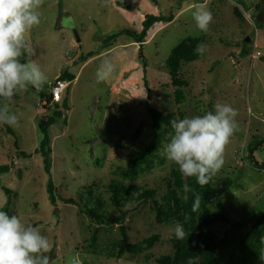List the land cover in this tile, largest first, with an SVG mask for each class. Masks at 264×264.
Wrapping results in <instances>:
<instances>
[{"label": "rangeland", "instance_id": "obj_1", "mask_svg": "<svg viewBox=\"0 0 264 264\" xmlns=\"http://www.w3.org/2000/svg\"><path fill=\"white\" fill-rule=\"evenodd\" d=\"M123 1L132 9L117 7L115 0H42L41 23L26 33L21 62L38 63L48 82L64 73L75 80L60 103L46 107L41 101L48 82L1 98L0 106L8 105L19 122L0 124V168H9L0 175V210L8 203L9 215L47 236L50 264H71L74 255L82 264H160L175 257V209L192 202L188 183H195L201 200L207 193L210 212L220 210L227 220H211L202 228L218 246L213 264H264V231L258 237L252 232L264 214V169L251 160L264 162V9L257 20L264 0ZM200 3L213 14L207 32L192 16ZM145 15L174 19L154 27L142 46L120 36L101 50L111 33L140 32ZM188 38L202 39L207 47L199 61L180 68L187 87L177 102L165 62ZM88 54L94 56L88 59ZM106 59L114 70L97 83L96 72ZM217 103L238 109L239 127L226 146L223 167L201 187L167 160L164 148L174 134L172 121L203 115ZM151 110L164 120L159 149L133 166L131 159L151 147ZM48 120L53 123L47 131L49 170L39 151V126ZM50 182L54 205L47 192ZM113 182L154 191L160 210L174 217L158 220L150 201L115 208L109 191ZM90 211L99 220L88 216ZM113 222L125 228L131 245L153 236L158 242L149 251L128 254L120 249L119 225ZM243 241L246 246L239 250Z\"/></svg>", "mask_w": 264, "mask_h": 264}, {"label": "clouds", "instance_id": "obj_2", "mask_svg": "<svg viewBox=\"0 0 264 264\" xmlns=\"http://www.w3.org/2000/svg\"><path fill=\"white\" fill-rule=\"evenodd\" d=\"M42 0H0V98H12L29 85L41 89L48 77L32 60L21 62L27 50L26 33L41 23ZM196 27L207 32L213 14L200 3L192 13ZM206 45L197 44L195 52L203 55ZM114 64L105 60L96 72L97 83L110 78ZM238 109L228 103H217L203 115L185 116L172 121L174 134L164 151L167 160L178 166L186 177H195L201 187L207 185L225 163L226 146L237 131ZM18 117L8 105L0 106V124L16 126ZM201 197L195 194L193 207ZM176 239L186 235L184 226L176 223ZM51 251L47 236L26 224L19 216L0 210V264H50L45 255ZM71 264H82L74 255Z\"/></svg>", "mask_w": 264, "mask_h": 264}, {"label": "trees", "instance_id": "obj_3", "mask_svg": "<svg viewBox=\"0 0 264 264\" xmlns=\"http://www.w3.org/2000/svg\"><path fill=\"white\" fill-rule=\"evenodd\" d=\"M155 3L154 0H150ZM116 6L127 9H132V6L127 5L123 0H115ZM174 17L169 15L167 17L162 15H145L144 19L141 22V30L140 32L124 30L119 33H111L102 41L101 50L111 48L116 40L120 36L130 37L134 43L142 46L150 37L151 31L154 27L163 24H169L173 21ZM259 25L262 22H258ZM203 43L202 39H185L180 42L170 53L169 57L166 59V66L170 70L171 76V84L176 89L175 98L177 102H180L182 99V89L187 87L185 81L180 79L179 73L180 68L184 64L197 62L201 59V55L195 52V48L197 44ZM93 54H88L87 58H92ZM61 80H66L69 83L75 80V76L64 73L60 76ZM143 83L146 91L147 81L145 72H143ZM46 98V95L43 96ZM1 104V98H0ZM151 119H152V143L151 147L146 151L142 152L137 158L131 159V164L136 166L144 161V159L153 155L159 149L160 141H161V124L164 121L160 114L156 111H150ZM52 121H42L39 129L43 135L39 151L44 158L47 164V170H49L50 160H49V138L47 131L49 127L52 125ZM8 133L12 134L11 130L7 129ZM253 154V150L250 148V155ZM251 160L255 167H259L264 169V162L262 164H256L251 157ZM9 168L7 166L0 168V175L8 173ZM193 188V189H192ZM3 192L6 195H10V190L2 187ZM109 191L111 192V202L113 206L117 209L121 207L122 204H132L137 200L139 201H150L154 206V210L156 212V217L158 220H170L174 217L175 214H171V212L164 213L158 207V204L154 200L155 192L151 190H142L139 187L131 186L125 187L121 184L111 183L109 185ZM197 191V186L195 183H188V192L191 193V203L185 204L183 206L177 207L175 212L177 213L178 221L180 224L184 226V230L186 235L183 239H176L174 241L175 248V257H165L159 261L160 264H213L214 257L216 255V251L218 249L217 243L215 240L208 234L202 232V228L207 226L209 221L217 220L227 222V220L222 215L221 211L210 212V210L206 206V202L208 203V196L206 192L202 193L203 200H200L199 204L196 207H193V202L195 200V192ZM49 200L52 205L55 204V190L53 188L52 183L50 182L47 189ZM66 204H74L73 200H63ZM6 211L9 214V206L8 203L1 209ZM88 216L99 220V216L94 212H87ZM107 224H111V222H106ZM119 225V231L121 235L120 249L122 251L127 252L128 254H137L145 251L151 250L154 245L158 242V237L153 236L147 241H144L137 245H131L129 243L128 236L126 234L125 228L121 225L120 222H113ZM264 231V214L261 216L257 225L252 228V232L256 234L258 237L261 232ZM246 246V241L240 244V249L244 250Z\"/></svg>", "mask_w": 264, "mask_h": 264}, {"label": "built area", "instance_id": "obj_4", "mask_svg": "<svg viewBox=\"0 0 264 264\" xmlns=\"http://www.w3.org/2000/svg\"><path fill=\"white\" fill-rule=\"evenodd\" d=\"M70 83L66 80L55 79L47 84L46 98L41 101V106L58 104L63 100V95L69 89ZM51 97V99H50Z\"/></svg>", "mask_w": 264, "mask_h": 264}, {"label": "water", "instance_id": "obj_5", "mask_svg": "<svg viewBox=\"0 0 264 264\" xmlns=\"http://www.w3.org/2000/svg\"><path fill=\"white\" fill-rule=\"evenodd\" d=\"M263 9H264V4H263V6H262V8H261L260 15H259L258 18H257L258 21L261 20L262 13H263ZM72 32H73V34H74L75 39L79 42V37L77 36L75 30H72ZM50 99H51V97H50Z\"/></svg>", "mask_w": 264, "mask_h": 264}, {"label": "crops", "instance_id": "obj_6", "mask_svg": "<svg viewBox=\"0 0 264 264\" xmlns=\"http://www.w3.org/2000/svg\"><path fill=\"white\" fill-rule=\"evenodd\" d=\"M74 82V81H73ZM68 91V90H67Z\"/></svg>", "mask_w": 264, "mask_h": 264}]
</instances>
